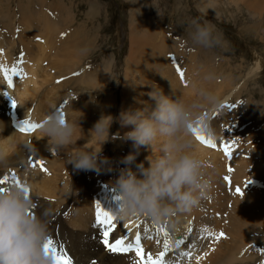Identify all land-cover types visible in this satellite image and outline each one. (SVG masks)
Instances as JSON below:
<instances>
[{
	"label": "bare ground",
	"instance_id": "1",
	"mask_svg": "<svg viewBox=\"0 0 264 264\" xmlns=\"http://www.w3.org/2000/svg\"><path fill=\"white\" fill-rule=\"evenodd\" d=\"M44 1L25 0L24 5H17L18 8L26 9L33 6L31 8L32 13H18L17 15L12 13L9 2L0 1V65H4L9 70L15 65L22 70L19 76L13 77V86L10 88L3 73H0V151L6 154V164L0 165V172L8 166L17 167L21 165L23 171L18 172L19 182L28 184L29 193L34 204H37L34 211L39 214L37 209L47 210L48 236L50 235L49 225L52 224V238L55 246L59 249L62 245L64 251L72 258L73 264H83V260L89 259H91L90 262L84 264H93V262L94 264H133V261L137 259L134 253L106 251L100 243L99 230L93 224L95 222L93 219L95 217V201L101 202L105 207L112 208L114 206L112 204L114 189L109 186V181L116 178L119 168L126 166L122 163V158L129 152L136 151L132 148L131 141L122 138L123 133L130 130V126L121 128L117 122L118 141H114V138L110 140L107 151L104 149L106 142L101 146L100 155L109 158L112 165L110 171L74 169L71 164H68V153L81 146L99 150V141L103 137H97L94 133L89 134V130L101 114L112 116L114 113L118 116L123 109L143 107L145 102L153 104L147 96L152 88L159 87L164 94L172 96L173 99L178 96L186 102H191L195 99L196 88L203 87L214 92L220 100L215 109H206L202 112V115L207 118L214 129L215 135L212 138L218 142L217 148L213 149L202 145L192 134L196 151L207 162L204 172L210 181L209 194L200 201L192 212L179 217L173 214L171 219L155 223V225L151 219L145 216L130 215L123 219L116 216L114 222L117 227L110 234V239L127 235L129 238L127 242H131L136 232L139 231L141 238L146 237L143 241L141 239L145 255L150 252L155 257L163 249L165 237L163 233H156V226H162L169 233L168 238L173 246L177 239L184 238V244L176 248L174 252L166 254V259L173 260L174 264H246L252 261L258 252L255 247L264 243V189L257 188L256 190L259 192H250L245 184L250 176L251 162L247 157H244V154L235 153L232 146L231 158H228L219 148V142H229L234 139L230 134L233 133L230 117L235 111H240V104L238 103L233 111L222 110V107L226 108L228 103L234 99V94L233 91L230 93L232 88H229L226 81L218 82L213 63L208 61L212 68L210 66L204 68V63L195 57V52L191 49L185 50V47H182L184 51H180L181 49L178 51L179 48H175V45L170 49L167 46V38H165L167 35L164 36L159 33L160 31L153 29L152 24L139 21L136 27L133 25L134 29L132 28L133 30L130 31V49L127 57L129 65L124 71L125 80L122 81L121 90H118L120 98L116 108H114V98L106 93L111 86L108 80V68H103L102 72L101 69L96 72L87 71L86 68H80L79 61L75 64L65 62L58 66L55 65L54 59L57 57L60 63L64 58H74L76 54H73L72 50L69 51L70 48L79 51L83 44L78 39V34L72 29L74 20L62 18L59 21L55 17L58 15H55L58 9L50 7L46 10L47 12L44 11ZM206 1L207 3L213 2V5L216 3L215 0H204L205 3ZM226 1L236 5L238 3L244 5L252 17L259 19L264 17V0ZM63 31L69 35H61ZM17 52L20 54L14 61ZM170 54H174L175 57ZM51 56L54 58L51 63H55V67H48L47 69L48 63L44 65V62ZM77 57L81 59L82 54L80 53ZM173 61L178 63L183 71V81L175 71ZM202 66L203 69H201ZM134 67L136 68L134 77L135 75L136 77L133 83L130 76L134 73ZM258 68L259 63L254 62L253 69L257 70ZM211 70L212 75H210ZM101 74L102 78H100ZM143 74L146 77L143 78ZM60 78L62 82H58ZM145 84L149 86V89L145 88ZM204 84L210 86L204 87ZM71 88L76 91L83 90L84 94L87 91L92 92L87 93L88 100L84 104L74 106L72 104L67 106L66 104L65 109L73 106L67 116L68 120L78 124L73 137V144L62 149L55 148V155L53 146L50 145L40 127L30 133H22L16 129V126L23 119H29L40 124L52 107L63 112L58 107V103L65 97L72 98L75 95ZM65 89L68 90V94L65 93ZM103 93L104 95L107 94V98L101 103L97 98L102 97ZM13 100L16 102L15 107ZM93 100H97V105L94 107H92ZM255 109L244 108L246 117H256L259 113ZM214 112L215 115H213ZM110 129L109 136L111 135ZM27 141L30 142L27 143ZM159 148V140L153 143L152 148L147 145L141 146L136 159L127 166L135 171L136 165L143 162L144 166L147 167L148 162L145 157L151 153L153 155L159 154ZM53 154L55 155L54 158H52ZM29 156L33 158V161L42 160L43 164H36L35 167H31ZM262 157L256 158L254 171L255 169H264V158ZM64 159L65 167L68 170L67 176L64 175L65 183L63 177L55 178L60 172L59 163L60 161L63 162ZM41 166L50 170L51 174L43 171L42 175ZM227 167H231L232 171H227ZM12 174V172L6 173L8 176H12ZM4 175L0 174V178ZM225 176H229L230 181H233V185L231 184L233 188L228 185L230 189L225 190H229L228 193L224 191L227 184L224 179ZM11 184L13 183L9 178L4 186ZM237 186L244 191L243 197L235 193ZM92 187H95V193H92ZM98 188L103 189H99L98 192ZM67 207H69L68 214L64 218V210ZM139 217L142 219L137 223ZM187 220L195 222L193 225L188 221L187 225L193 229L188 234V226L184 227ZM125 224H128V229L123 227ZM181 224L183 225L180 227ZM137 225L139 227L136 228ZM145 225L148 227L147 234L144 232ZM195 225L213 227L214 230L218 231L208 230L205 233L197 230ZM55 227H57L56 231L54 230ZM119 229L122 232L118 236ZM152 231V238L149 240ZM209 231L213 233L223 232L224 236L216 240L208 236ZM157 239L160 241L159 244H157ZM250 244L255 247H249ZM188 245H192V247L189 248ZM181 252H191V255L182 256L180 255ZM197 256L199 259L196 258ZM254 264H264V259Z\"/></svg>",
	"mask_w": 264,
	"mask_h": 264
},
{
	"label": "clouds",
	"instance_id": "2",
	"mask_svg": "<svg viewBox=\"0 0 264 264\" xmlns=\"http://www.w3.org/2000/svg\"><path fill=\"white\" fill-rule=\"evenodd\" d=\"M187 41L196 47L210 49L218 44L209 22L191 19L186 30ZM86 54L87 49L81 50ZM147 96L153 104L123 109L115 118L101 114L89 134L103 137L99 150L78 147L68 153V164L74 169L111 170L109 158L100 155L102 144L109 137V129L115 119L121 128L129 127L123 139L132 142L136 151L122 158L126 166L119 169L109 186L118 203L112 207L118 218L130 215L145 216L155 223L169 220L175 214L192 212L210 192V181L204 169L205 159L196 151L191 127L199 120L201 131L214 137L210 122L202 115L206 109H215L219 97L203 87L195 90V99L186 102L183 98L164 94L159 87L152 88ZM40 130L51 146L62 149L73 144L77 122L60 117L55 107L49 109L41 121ZM160 141L159 154L145 157L136 165H130L141 146H150ZM6 164V154L0 151V165ZM34 201L25 194L23 186L11 184L0 190V264H53L51 255H46L43 244L48 236V212L33 211Z\"/></svg>",
	"mask_w": 264,
	"mask_h": 264
},
{
	"label": "rangeland",
	"instance_id": "3",
	"mask_svg": "<svg viewBox=\"0 0 264 264\" xmlns=\"http://www.w3.org/2000/svg\"><path fill=\"white\" fill-rule=\"evenodd\" d=\"M4 1H6L4 3L9 2L12 13L15 15L18 13H32L31 8L33 6H30L26 9H20V7L18 8V6L25 4V0ZM215 1L216 3L214 5L213 2H208L210 3L209 5H211L209 7L207 1L205 3L204 0H45V3L43 2V7L45 8H43L44 11L52 7L54 9H58V12L55 13V15H58L55 17L58 18L59 21H61L62 18H71L74 20L72 29L78 34V39L82 41L83 45L81 49L79 48V51L70 48L69 51L72 50L71 52L76 54L74 58H64L63 61L60 59V63L59 59H57L58 57L56 60L51 56L49 59L45 60L44 65L48 63V69V67L54 68L55 63V65L58 66L64 64L65 62H72V64H75V62L79 61L80 68H86L85 70L87 71L90 70L92 72H96L101 69L102 72L103 68H108V80L111 86L109 87L110 90L106 93H109L110 96L114 98L115 104H113L115 105L114 108H116L120 98V93H118V90H121V86L123 84L122 81L125 80L124 71H126L127 65H129L127 62V57L129 56L130 49V31L134 29L133 25L136 27V24H138L139 21L152 24L153 29L158 30V32L160 31L159 33H162L164 36L167 35L165 38H167V46L170 49L173 48L174 45L175 48H179L178 51L180 49V51H184V47L185 50L191 49L193 52H195V57L204 63V68L206 66H210L212 68L211 63L208 62L211 61L213 63L214 71L216 70V79L218 82L220 83L226 81L229 88H232L230 93L233 91L234 99H232V102L230 101L228 105H235V107H222V110L224 109L227 111H233L236 108V105L239 103L240 111H235L230 117L233 130V133L231 132L230 134L234 137V139L229 142L234 141L232 146L234 147L235 153H240L242 155L244 154V157H247L251 162L250 176L247 179L251 180V182L248 183L247 186L250 192L257 193L259 192V190H256L257 188L264 189V169H255L254 171V168H256L254 164L256 162V158H260L264 154V17L262 19L252 17L248 13L247 8L239 3L236 5L230 2L228 3L226 0ZM208 8L211 10H208ZM193 18H197L201 23L205 21L210 23V25L213 27L214 34L217 36L219 41L217 45L210 49H202L191 45L187 41L186 30L189 27V22ZM62 34L69 35L64 31ZM181 45H183V48ZM82 49H87L86 54H82L80 51ZM74 51L77 52L75 53ZM80 53L82 54L81 59L77 57V55H80ZM18 54L20 53H16L14 61L16 60ZM170 55L175 57L174 54ZM53 59L55 63H51ZM254 62L259 63V70L257 69L258 71L253 69ZM203 66L201 69H203ZM133 71L134 73L130 76V78L134 83V78L136 77V75L134 77L136 72L135 67ZM212 74L213 72L211 70L210 75ZM144 77H146V75L143 74V78ZM100 78H102V74ZM100 78L99 80L101 81ZM60 81L62 82L61 78L58 80V82ZM205 84L204 87L210 86L209 84L205 86ZM145 88L149 89V86H146L145 84ZM73 91L75 95L72 98L65 97L58 103V107L63 110L64 116L67 119V116L70 113V110L73 109V106L76 104H84V102L88 100L87 93L89 94L92 92L87 91V93L84 94L83 90L76 91L74 89ZM65 93L68 94L67 89H65ZM236 94H239V96L235 97ZM100 98H97L98 101L101 103L102 101L104 102V100L107 98V94L104 95L103 93V96ZM66 104L67 106L69 104H72L73 106L72 108L67 107V109H65ZM95 105H97V100H93L92 107ZM247 107L256 108L255 111L259 114H257L256 117H246L244 108ZM112 116L115 118L116 114L113 113ZM113 123L110 129V138L108 141H105L106 146L104 149L106 151L109 147L108 145L110 143L108 142H110V140L114 138V141H118V123L116 120ZM87 126L88 124L86 127ZM29 142L30 141H27V143ZM53 149L54 153L55 147H53ZM54 154L56 155V152ZM54 154L52 158H54ZM62 160L63 158L61 161ZM61 161L59 163L61 167L58 164L60 169V172H58L60 175L57 174L55 178L59 179L63 177L65 183L66 179L64 175L67 176L68 170L65 167V159L63 162ZM44 166L43 169L45 168ZM55 167H53V169H55ZM40 168H42V166ZM45 169V173L51 174L50 170L47 168ZM226 170L228 171V167ZM22 171L23 168L21 165H18L17 167L8 166L3 171H1L0 174L3 175L12 172L15 173V176L18 179L20 178V176H18V172ZM55 172L57 173L56 170ZM8 177L11 178V175ZM226 183L227 184L226 188H224V191L229 187L233 188L231 185L228 187V181ZM231 184L233 185L232 180ZM20 185L27 186L28 188L27 183L23 182L20 183ZM102 186L105 185L102 184ZM99 189L103 188H98V192L100 191ZM93 192H96L95 187H92V193ZM225 192L228 193L229 190ZM68 208L69 207L64 210V213L68 212ZM37 210L39 213L43 212V209ZM92 215L94 216L93 213ZM63 216L64 218L66 217L65 215ZM93 219L95 221V217H93ZM141 219L142 218L139 217L137 223H139ZM188 221L190 220L186 221L184 227H186ZM191 223H193V225L195 224L194 221H191ZM93 224H95V222ZM182 225L183 224H181L180 227ZM189 227L190 226H188L187 229ZM195 227L197 230L199 229V231H203L205 233L208 230H214L213 227H207L205 225H195ZM54 230L56 231L57 227H55ZM184 230H186V228H184ZM49 232V236L52 237V224L49 225ZM121 232L122 230L119 229L118 236L121 234ZM188 233L189 232H187V234ZM152 234L153 231L151 232L150 237H152ZM143 238H141L142 241L145 240L146 237ZM211 238L214 239V237ZM55 239L57 241L56 235ZM258 247H264V243L262 245L260 243ZM261 259H264V255L257 252L252 261L246 264H254ZM90 260L91 259L87 261L83 260V264L90 262Z\"/></svg>",
	"mask_w": 264,
	"mask_h": 264
},
{
	"label": "snow or ice",
	"instance_id": "4",
	"mask_svg": "<svg viewBox=\"0 0 264 264\" xmlns=\"http://www.w3.org/2000/svg\"><path fill=\"white\" fill-rule=\"evenodd\" d=\"M63 35V34H62ZM183 47V45H181ZM175 71L180 76L181 80L183 81L184 73L181 70L178 63L173 61ZM21 69H18L15 65L9 70L4 65H0V73H3L4 79L7 81L8 87L13 86V77L19 76L21 74ZM7 95V93H4ZM13 106H16V102L13 100ZM228 107H235V105H228ZM60 117L63 120L64 113L61 110H57ZM215 115V113H213ZM41 124L34 123L30 121L29 119H23L21 120L17 126L16 129H18L22 133H30L36 128H39ZM191 132L194 135V138L200 142L202 145L207 146L209 148H217L218 142L215 141L211 136L205 135L201 131V124L198 120L195 125L190 126ZM233 142H219V148L223 151V154L225 157L231 158V150H232V144ZM36 164H43L42 160H35L33 161V158L29 156V165L31 167H35ZM42 171H46V169L41 168ZM228 171L231 172V167L228 168ZM224 179L229 182V185H231L230 177L225 176ZM9 180L8 175H4L2 178H0V190H3L5 188L6 182ZM11 180L13 184L17 186H21L19 180L16 178L15 173L12 174ZM251 180L245 181V184L247 185L250 183ZM25 194H29V189L27 186H23ZM115 191V190H113ZM235 193L237 195H240L243 197L244 191L241 189V187L237 186L235 189ZM119 197L116 195L112 196V204L115 205L118 203ZM33 211L37 208L36 204H33L32 206ZM95 208V227L98 228L100 233V243L102 244L103 248L106 251L112 252V253H134L135 259L133 261V264H174L173 260L166 259V254L169 252H174L176 248H179L180 245L184 244V238H179L175 241V245L170 242L169 240V233L166 231V229L162 226H156V233L160 234L163 233L165 239L163 241V249L159 251V253L154 257L150 252L145 255V249L142 247L141 244V233L139 231L136 232L135 237L132 239L131 242H127L129 240L127 235H121L118 238L110 239V234L116 229L117 225L114 222L116 220V216L113 214L112 208L105 207L101 204L99 201H95L94 204ZM67 212L64 213L65 216H67ZM55 219V217H53ZM131 223V222H130ZM155 225V222H153ZM191 223V221L189 222ZM125 229H128V224L123 225ZM139 227V225H137ZM130 231V229H129ZM189 233L193 231L191 227L187 230ZM145 234L148 233V227L145 225L144 228ZM209 237H213L216 240H219L221 237L224 236L223 232L220 233H213L211 231L208 232ZM152 237H149L151 239ZM160 241L157 239V244H159ZM189 248L192 247V245H188ZM249 247H255L254 245H249ZM43 248L46 255H51L53 264H73L72 258L67 254V252L64 251L63 246L61 245L58 249L54 245V241L52 237L47 236V238L44 241ZM256 250L262 254H264V247H255ZM180 255H191V252L184 253L181 252ZM199 259V256L196 257ZM94 264V262H93Z\"/></svg>",
	"mask_w": 264,
	"mask_h": 264
}]
</instances>
